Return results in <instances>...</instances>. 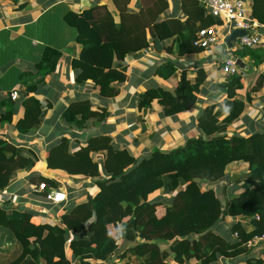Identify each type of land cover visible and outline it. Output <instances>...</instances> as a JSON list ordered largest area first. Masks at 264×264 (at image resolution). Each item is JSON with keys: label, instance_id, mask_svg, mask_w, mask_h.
Here are the masks:
<instances>
[{"label": "trees", "instance_id": "16d2710c", "mask_svg": "<svg viewBox=\"0 0 264 264\" xmlns=\"http://www.w3.org/2000/svg\"><path fill=\"white\" fill-rule=\"evenodd\" d=\"M96 1L85 14L86 19L93 21V29L88 33L82 31L80 40L85 41V56L100 71L93 80L99 95L116 98L120 86L129 79L128 61L154 47L159 54L170 55L156 62V77L169 80L182 72L173 92L154 85L137 97V108L147 113L157 100L165 117L196 108L207 73L202 68L191 72L190 65L185 70L182 67L183 59L189 60L202 52L195 46L198 33L221 25L219 19L208 14L206 0H182L180 9L171 15H168L169 0H140L142 8L138 12L130 9L132 0H113L118 21L107 6L100 5L102 0ZM247 1L251 3L253 19L264 27V0ZM178 11L185 18L177 15ZM232 53L242 62L249 59L248 71L244 67L217 86L219 93L225 94L224 101L200 112L197 118L200 136L187 139L183 146L168 152L155 149L136 158L128 148H119L111 136L98 131L83 146L68 137L52 145L46 157L47 168L91 179V185L97 186L99 193L88 195L79 203L70 201L59 226L35 225L34 213L8 208L9 201L0 205V264L108 263L120 247L118 235L121 236V233L112 236L110 228L119 225H124L125 238L139 242L124 251L118 257L120 260L132 253L140 264H170L171 259L177 264H219L221 258L236 259L248 253L251 250L247 248L248 242L264 235V132L229 135V128L241 118L251 101L249 95L240 98L238 91L244 89L246 72L264 65V49L236 48ZM41 83L43 80L31 82L26 92L37 94ZM262 89L264 72L250 92ZM3 106L6 112L1 121L11 123L19 105L10 98ZM23 106L25 114L16 128L29 135L40 129L52 104L28 95ZM93 107L89 100H77L63 111L62 120L79 131L94 130L88 127L89 123L99 128L110 112L107 108ZM98 155L102 160L96 159ZM36 162V157L25 154L22 148L0 140V191L9 187L19 173L32 171ZM234 163L249 165L238 182L243 191L228 198L229 183L224 186L222 198L213 186L228 178L226 172ZM30 182L35 186L34 194L44 201L60 186L45 176L32 177ZM41 184H46V188L38 192ZM157 193L162 198L151 200ZM174 194L170 204H165L163 196ZM162 208L165 214L159 217L157 211ZM227 218L251 220L252 230L234 222L229 232L225 227L219 232V225ZM70 233L77 238L68 242ZM231 234H238L234 242L228 238ZM68 244L73 261L66 256ZM258 264L264 261L259 260Z\"/></svg>", "mask_w": 264, "mask_h": 264}, {"label": "crops", "instance_id": "0c3cea01", "mask_svg": "<svg viewBox=\"0 0 264 264\" xmlns=\"http://www.w3.org/2000/svg\"><path fill=\"white\" fill-rule=\"evenodd\" d=\"M181 1L169 0L168 15L180 9ZM245 1L251 11V3ZM100 2V5L107 6L114 13L118 21L119 13L113 0ZM96 3V0H0V140L22 148L25 154L35 156L37 161L32 171L19 173L9 187L1 191L0 205L3 206L9 201L10 203L6 205L8 208H20L34 213L32 223L35 225L59 226L62 224V216L70 201L76 200L79 203L85 201L88 195L96 196L99 193L98 187L91 185V179L71 176L66 172L47 168L48 150L60 138H71L83 146L90 135L98 131L111 136L119 148H128L136 158H142L155 149L168 152L183 146L187 139L200 136L197 129V118L200 112L208 106L221 105L225 99V94L219 93L217 88L226 79L221 70L222 58L225 57V47L222 44L202 51L189 60L183 59L184 70L190 65L191 72L202 68L208 76L197 107L188 112L165 117L163 108L157 100L152 103V108L147 113L137 108V97L140 94L154 85L173 92L180 79V72L169 80H163L154 75L156 62L170 58L167 53L159 54L154 47L144 52L141 57L128 61L129 79L120 86V94L116 98H102L99 95V88L95 87L93 82L100 71L95 63L85 56L83 44L85 41L80 40L82 31L88 33L93 29V21L86 19L85 14ZM59 8L62 12L60 20L53 13ZM141 8L140 0H132L130 4L132 11L138 12ZM178 13L177 15L181 18H185L182 11ZM217 31L222 38L228 36L221 26H218ZM259 32L264 41V27L260 26ZM248 60L245 58L242 62L247 71ZM263 72L264 65L249 71L250 75L245 81L244 89L238 91L240 98L246 99L249 95L251 101L247 102L246 111L241 118L229 128V135L237 133L248 136L252 131L264 132V89L258 93L250 92ZM44 73L47 75L43 78ZM190 77L194 78L195 73ZM42 80L43 83L39 85L37 94L26 92L28 84ZM15 91L18 92L19 98L13 100L11 95ZM28 95L35 96L46 104L51 103L52 108L47 110L39 130L24 135L19 132L16 125L24 117L23 102ZM10 98L19 106L11 123L2 122V115L6 112L3 103ZM77 100H89L94 110L107 108L110 117L99 128L89 123L88 127L94 129L91 131L69 128L61 116L63 111ZM96 159L102 160V157L98 155ZM248 168L249 165L246 163H234L228 168L227 174L237 172L231 175L235 181L227 189L228 198L232 199L241 194L243 190L241 183L238 182L244 177ZM36 176H45L57 182L60 185L57 191L66 194L67 201L54 204L35 195L36 189L31 184L30 178ZM38 192L41 191L38 190ZM160 195L157 193L150 199L155 200L160 198ZM163 199L165 204H170L172 196H163ZM164 214L165 209H158L159 217ZM234 222L241 224L248 231L252 230L251 220L227 218L221 222L218 231L222 232V227H225L229 232ZM123 226L111 227L112 236L117 237V234L121 233V236L118 235L119 246L125 240L137 243L131 244L129 248L137 246L138 241L129 240L122 235L124 234ZM75 238L77 235L70 233L68 242ZM228 238L233 242L237 239L235 234L228 235ZM66 256L69 261H73L69 244L66 247ZM112 259L108 263L97 261L94 264H124L126 262L140 264V260L133 257L132 253L123 260L118 257L116 259L112 257ZM259 260L264 261V246L248 250V253L236 259L221 258L219 264H258ZM171 261L177 264L172 259L170 264H172Z\"/></svg>", "mask_w": 264, "mask_h": 264}, {"label": "built area", "instance_id": "2783aa9c", "mask_svg": "<svg viewBox=\"0 0 264 264\" xmlns=\"http://www.w3.org/2000/svg\"><path fill=\"white\" fill-rule=\"evenodd\" d=\"M206 9L208 14L221 21V25H215L208 29L201 30L198 33V39L195 46L202 51L211 49L212 47L222 44L225 47V57L221 63V70L227 76H233L240 73L241 68L238 65V58L234 56L232 51L236 48L247 49H264V41L260 35V25L255 21L251 15L250 8L245 0H206ZM218 26H221L229 35L233 30H245L246 36L237 40L234 44V49L230 50L224 45L223 37L218 33ZM13 100L19 98L18 92H13L11 95ZM46 184H41L40 191L45 190ZM2 192L0 191V195ZM47 200L54 204H60L67 201V195L57 190L51 191L47 195ZM1 202V198H0ZM259 217L256 218L258 220ZM238 238V234H235ZM264 246V235L255 236L248 244V249H254Z\"/></svg>", "mask_w": 264, "mask_h": 264}, {"label": "water", "instance_id": "95a60500", "mask_svg": "<svg viewBox=\"0 0 264 264\" xmlns=\"http://www.w3.org/2000/svg\"><path fill=\"white\" fill-rule=\"evenodd\" d=\"M247 32L245 30H233L225 39H224V45L232 50L234 49V44L237 42V40L243 36H246ZM238 65L241 69H243L245 66L242 63L241 60H238ZM233 181H235V179H233ZM136 245L137 243L135 242H130L128 240H125L119 247V249L117 250V252L115 253L114 259H116L117 257H119L124 251H126L130 245ZM113 259L111 258L109 261H112Z\"/></svg>", "mask_w": 264, "mask_h": 264}, {"label": "rangeland", "instance_id": "374dc122", "mask_svg": "<svg viewBox=\"0 0 264 264\" xmlns=\"http://www.w3.org/2000/svg\"><path fill=\"white\" fill-rule=\"evenodd\" d=\"M53 13L55 14V17H57V18H59V20L61 19V16H62V12H61V8H59V9H57V10H55V11H53ZM61 29V28H60ZM223 58H224V56H223ZM223 58H222V60H223ZM91 60V59H90ZM247 73V75H250V73L249 72H246ZM180 74H181V71H180ZM153 87V86H152ZM98 160V159H97ZM101 160V159H100ZM229 168V167H228ZM237 172L236 171H233V172H230L229 174H228V178L225 180V181H222V183H216V185L215 186H213L217 191H218V193H219V195H220V197H224V193H223V190H224V186H226V184H229V183H232L233 182V178H232V176L231 175H235ZM236 181H239V180H236ZM207 187V185H204V187ZM165 196H167V195H165ZM172 196V198L175 196V194L174 195H171ZM162 248L163 249H166V248H168L167 246H162ZM171 263L173 264V261H171Z\"/></svg>", "mask_w": 264, "mask_h": 264}]
</instances>
